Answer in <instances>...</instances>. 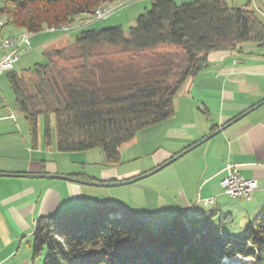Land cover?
<instances>
[{"label": "trees", "instance_id": "trees-1", "mask_svg": "<svg viewBox=\"0 0 264 264\" xmlns=\"http://www.w3.org/2000/svg\"><path fill=\"white\" fill-rule=\"evenodd\" d=\"M125 1L1 0L0 16L5 17L4 27L35 34L61 25L74 27L78 16ZM246 42L264 47V17L250 0L243 6L225 0L181 5L175 0H151V8L137 17L127 34L121 25L81 31L62 46L45 48L44 62L21 72L11 70L8 78L35 145L44 117L43 142L46 148L54 146V116L58 151L101 148L106 164L117 166L122 162L121 148L139 131L174 116L176 97L188 80L210 65L211 52H240ZM102 43L118 50L95 52ZM151 50L153 62L131 64L134 57ZM117 53L129 55V60L112 58ZM71 177L90 179L81 174ZM217 214L190 220L181 211L156 228L148 217L107 206L43 217L31 236L32 261L224 264L225 258L239 255L252 258L250 264H264V211L249 222L243 237L226 234L214 221Z\"/></svg>", "mask_w": 264, "mask_h": 264}, {"label": "crops", "instance_id": "crops-1", "mask_svg": "<svg viewBox=\"0 0 264 264\" xmlns=\"http://www.w3.org/2000/svg\"><path fill=\"white\" fill-rule=\"evenodd\" d=\"M225 1L234 6H243L248 2ZM250 1L254 9L264 11V0ZM24 31L8 25L2 30L1 37L19 36ZM35 37H31V44ZM65 37L68 39L69 34L55 33L49 42L52 44ZM251 43L240 45V52H211L210 65L188 80L176 97L174 116L139 131L131 143L121 148L122 153V149L133 142L137 147L140 133H147L152 148L146 155L152 158V162L147 160L145 164L125 169L123 164L135 159L124 161L121 155V164L101 169L102 181L84 173V169L75 172L45 158L41 131L35 145L25 117L17 107L8 78L10 71L0 74V174H17L0 175V264H34L30 240L41 218L99 207L94 205L97 203L92 202V198L88 196L89 199H85L82 194V187L89 183L70 180L59 183L60 178L18 174L70 177L81 174L92 180L73 178L112 183L154 170L264 101V47ZM246 49L249 51L246 52ZM227 164L237 165L242 176L258 182L253 199L247 200L250 208L248 215L263 209L264 102L169 164L170 167L167 165L168 168L165 166L159 170L162 171L161 176L141 188L146 210L139 213L144 217L156 216L158 223L171 219L181 211H185L190 220L207 218L215 211L223 218L219 209L224 192L220 182L226 174ZM208 199L216 205L213 212L209 211L211 201L208 202ZM232 215V212L227 213L229 218Z\"/></svg>", "mask_w": 264, "mask_h": 264}, {"label": "rangeland", "instance_id": "rangeland-1", "mask_svg": "<svg viewBox=\"0 0 264 264\" xmlns=\"http://www.w3.org/2000/svg\"><path fill=\"white\" fill-rule=\"evenodd\" d=\"M193 1L195 0H175V2L178 5L190 3ZM1 6H2V2L0 0V7ZM100 8L110 9L113 12L109 16L99 20L93 18L94 13L83 14L81 16H78L76 18L78 23L74 27H78V26L80 27L73 28L68 33L69 41L74 40L75 36L81 31L87 29H94V30L105 29L117 25L123 26L127 34L128 29L131 26L135 25L137 17L140 14L144 13L146 10H149L151 8V0H126L125 2H120L119 4L114 3V4H110L108 7L102 6L99 7V9ZM257 12L261 17H264V12H262L261 10H257ZM1 18L5 19V17L0 16V22H2L1 24L3 26L1 29L2 31L4 29L5 22ZM50 31L51 30L45 29L42 32L33 34L36 35V37L33 38L32 40L33 41L32 49L25 52L24 55H22L20 63L17 62L15 64L16 65L15 70L17 72H21L25 69H28L32 67L35 63L44 62L42 53L45 48L58 47L67 43L68 39L67 37H65L62 40H58L57 42L50 44L49 40L51 41V38L55 36V33H52L53 31L51 32ZM24 32H26V30ZM0 40H3V38L0 37ZM36 43L39 44L36 45ZM117 50L118 49L116 47L109 45L107 43H102L100 46L94 49V51L97 53H105V54L108 53L112 54ZM248 51L249 50H247L246 52ZM153 53H154L153 50L148 51L145 54L142 53L140 56L138 55L134 57L131 64L139 65V66H144L146 64H149L153 62L152 59ZM115 56L119 60H129V55L117 53L112 58H114ZM44 124H45V119L44 117H41L40 118L41 133H43L44 131ZM51 124H52L54 146H52V150H48L44 142L42 141V147L44 150L45 158L54 160L60 165H62L63 168L64 166H66L67 168L69 167L73 169L75 172H82L84 169V173H87L90 176L96 177L99 181H102L103 177H102L101 169L104 167L105 168L109 167L106 164V157L103 149L95 148L88 151L60 152L57 150L55 143L54 116H51ZM134 144L135 143L133 142L131 145H128L122 149L121 155L122 157H124L125 159L124 161H127L129 158L135 159L134 161L123 164V167L125 169L129 167H133L138 164H145L147 160L149 162H152V158L146 155V152L149 151L150 148H152V146L149 145L150 143H148L147 133H144V135L143 133H140L139 145H137L136 147L134 146ZM168 166H166V168H168ZM161 172L162 171H159L156 174H152L148 177H145L130 184L111 185V186L89 184L87 186L82 187L83 188L82 194L85 196L84 197L85 199H89V197L92 198L94 200L92 202L97 203L94 205H97L99 207H106V206L111 207L110 205H112L114 206V208L120 209L122 212L124 211L133 212L135 214L142 216L143 214L140 213H143L146 210V207L144 203V194L143 191H141V188H143L149 181L151 182L157 176H161L160 175ZM58 180L57 181L59 183L67 182L65 179L62 178ZM98 183H104V182H98ZM222 195L223 197L221 198L222 199L221 202H223V204H221V207H219V209L221 210L224 216H226L228 212H232L233 215L231 218L226 217L221 221V214H217L216 216H214V221L217 225L220 224L223 227L224 232L226 234L235 237H243L246 233V229L249 222L259 213L264 211V208L257 211L254 214L251 213V215H248L250 208L248 207L249 203L247 200L233 199L228 195H226L224 192H222ZM208 206H209V211L211 212H213L216 207V205L213 204V202L212 203L210 202ZM148 219L151 227L156 228L158 226V219L156 216H148Z\"/></svg>", "mask_w": 264, "mask_h": 264}, {"label": "built area", "instance_id": "built-area-1", "mask_svg": "<svg viewBox=\"0 0 264 264\" xmlns=\"http://www.w3.org/2000/svg\"><path fill=\"white\" fill-rule=\"evenodd\" d=\"M113 11H104L103 14H98L94 19L99 20L109 16ZM90 23V22H89ZM78 27H66L63 31H68ZM54 32V31H53ZM31 37H20V44L17 49L11 53H3V45H0V74L14 69L15 64L20 60L21 56L32 49ZM226 174L221 179V186L224 193L232 198L252 200L254 192L258 187V182L254 178H245L240 174L237 165L227 164L225 167ZM213 201L212 199H208Z\"/></svg>", "mask_w": 264, "mask_h": 264}, {"label": "water", "instance_id": "water-1", "mask_svg": "<svg viewBox=\"0 0 264 264\" xmlns=\"http://www.w3.org/2000/svg\"><path fill=\"white\" fill-rule=\"evenodd\" d=\"M264 102V101H263ZM263 102H260V103H263ZM259 104L251 107L249 110H247L246 112H244L242 114V116H239L238 118H236L235 120H238L240 119L241 117H243V115H245L246 113H248L249 111L253 110L254 108L258 107ZM235 120L229 122L228 124L224 125L223 127L219 128L218 130L210 133L209 135H207L205 138H203L201 141L197 142L196 144H193L192 146H190L189 148H187L186 150H184L183 152L173 156L172 158H170L168 161H166L164 164L158 166L157 168H155L154 170L150 171V172H147L145 174H142L141 176H138V177H135V178H132V179H128V180H122V181H119V182H104V183H98V182H90V181H82V180H79V179H76V178H73V177H70V176H63V175H32V174H18L20 176H36V177H55V178H62V179H65V180H70V181H78V182H83V183H89V184H95V185H104V186H111V185H121V184H127V183H133L139 179H142V178H145V177H148L149 175H152L154 173H156L157 171L161 170L163 167L173 163L174 161H176L177 159H179L180 157H182L185 153H187L188 151H190L191 149H193L194 147H196L197 145L207 141L208 139L214 137L216 134H218L220 132V130L224 129L225 127H227L228 125H230L231 123H233ZM0 175H17V174H0ZM250 258V257H249ZM251 260L252 258L249 259V263H251ZM225 261V260H224ZM227 264V263H225Z\"/></svg>", "mask_w": 264, "mask_h": 264}, {"label": "bare ground", "instance_id": "bare-ground-1", "mask_svg": "<svg viewBox=\"0 0 264 264\" xmlns=\"http://www.w3.org/2000/svg\"><path fill=\"white\" fill-rule=\"evenodd\" d=\"M104 11H112V10L106 9V8L105 9L100 8L99 10L96 11L93 18H95L98 14H103ZM1 23L2 22H0V29L2 26ZM66 27H72V26L66 25ZM48 29L51 31H58V30L63 31V30H65V25H61L60 27H51ZM33 34L34 33L31 31H26V32L20 34L19 36H10V37L3 38V40H0V45H3V53L13 52L14 49H17V45L20 44V37L32 36ZM249 259L250 258H248V257H243V256L238 255V256H234V257L225 258L224 264L225 263H227V264H248Z\"/></svg>", "mask_w": 264, "mask_h": 264}]
</instances>
